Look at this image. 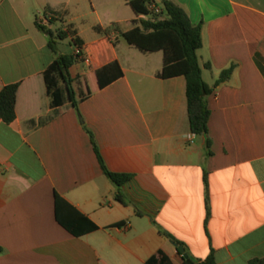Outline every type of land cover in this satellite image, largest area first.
Listing matches in <instances>:
<instances>
[{
    "label": "crops",
    "instance_id": "crops-1",
    "mask_svg": "<svg viewBox=\"0 0 264 264\" xmlns=\"http://www.w3.org/2000/svg\"><path fill=\"white\" fill-rule=\"evenodd\" d=\"M170 1L201 23L208 85L235 65L206 97L210 154L190 130L185 77H160L162 51L120 36L148 19L126 0H0V90L19 83L16 118H0V264H143L160 253L182 264L166 233L195 260L264 257V0ZM36 22L75 31L79 46L57 50L82 55L69 67L77 108L50 103L43 72L55 55ZM111 61L122 76L97 88L91 74ZM92 139L127 182L105 175ZM56 197L63 218L96 228L70 233Z\"/></svg>",
    "mask_w": 264,
    "mask_h": 264
},
{
    "label": "trees",
    "instance_id": "trees-1",
    "mask_svg": "<svg viewBox=\"0 0 264 264\" xmlns=\"http://www.w3.org/2000/svg\"><path fill=\"white\" fill-rule=\"evenodd\" d=\"M136 14L148 15L147 2L155 0H126ZM160 6L164 16L162 18L141 19L139 25L133 26L127 31H120V36L129 44L136 47L141 52L163 53V64L159 76L168 78L183 75L186 79V99L187 112L189 117L190 130L196 136L204 138L207 153L210 154L211 139L208 133V120L210 109L206 97L210 95L214 88L220 83L230 78L235 65H230L223 70L214 86L208 85L202 76V66L198 58V50L202 47L201 23L192 24L186 12L171 2L170 0H161ZM50 21H53L50 19ZM36 26L48 37V47L54 53L55 58L52 63L43 72L46 91L51 100V105L56 107L69 101L77 108L78 100L73 90L69 67L79 60L81 54H59L57 50V40L69 39L72 43L79 46V40L75 36L72 25L65 28H59L54 31L36 22ZM97 31H101L99 26H95ZM107 33V30L106 32ZM207 67L209 65H206ZM122 76V70L117 61H111L91 74L92 80L97 88H102ZM86 79V78H85ZM19 83L5 85L0 90V118L10 123L16 118V99ZM90 94V90L85 93L80 92V99ZM92 144L96 152L98 161L105 175L117 186L127 182L131 175L110 172L99 153L95 141ZM116 199L125 202L120 192L116 194ZM58 199L56 197V219L70 233L80 236L87 229L96 227L90 223L85 228L83 221H88L86 217L75 213L70 217H62L57 208ZM118 225V224H116ZM168 238L178 244L172 235L166 233ZM184 246V245H183ZM185 248V247H184ZM189 256V255H188ZM165 257L159 254L158 257L151 256L143 264H164ZM98 264H107L99 260ZM182 264H218L213 251L204 259L195 260L190 256L182 258ZM250 264H264V257L254 259Z\"/></svg>",
    "mask_w": 264,
    "mask_h": 264
},
{
    "label": "built area",
    "instance_id": "built-area-1",
    "mask_svg": "<svg viewBox=\"0 0 264 264\" xmlns=\"http://www.w3.org/2000/svg\"><path fill=\"white\" fill-rule=\"evenodd\" d=\"M146 6H147L148 11L150 12V14L153 17L158 18V19L162 18V16H163L162 7L156 1H149V2H147ZM77 53H80L79 48L76 49L75 54H77ZM81 58H82V55L80 56L79 59H81Z\"/></svg>",
    "mask_w": 264,
    "mask_h": 264
},
{
    "label": "rangeland",
    "instance_id": "rangeland-1",
    "mask_svg": "<svg viewBox=\"0 0 264 264\" xmlns=\"http://www.w3.org/2000/svg\"><path fill=\"white\" fill-rule=\"evenodd\" d=\"M41 9V8H40ZM143 18H149L150 14L148 15H141ZM57 48L62 50L64 53H67L70 50L69 42L66 39L58 40L57 41Z\"/></svg>",
    "mask_w": 264,
    "mask_h": 264
},
{
    "label": "water",
    "instance_id": "water-1",
    "mask_svg": "<svg viewBox=\"0 0 264 264\" xmlns=\"http://www.w3.org/2000/svg\"><path fill=\"white\" fill-rule=\"evenodd\" d=\"M170 242H171V243L177 248V251H178L180 254H182V257H183V258H188V257H189V256H188V253L185 251V248H184L183 245L178 244V243H176V242L173 241V240H171Z\"/></svg>",
    "mask_w": 264,
    "mask_h": 264
}]
</instances>
